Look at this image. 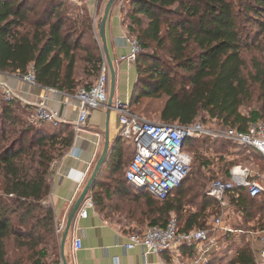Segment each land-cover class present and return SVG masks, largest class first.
I'll use <instances>...</instances> for the list:
<instances>
[{
	"label": "trees",
	"instance_id": "1",
	"mask_svg": "<svg viewBox=\"0 0 264 264\" xmlns=\"http://www.w3.org/2000/svg\"><path fill=\"white\" fill-rule=\"evenodd\" d=\"M39 2L0 0V71L23 76L33 70L39 85L70 94L91 87L100 73L103 53L88 9L84 4L74 6L70 0ZM71 7L77 12H70ZM121 14L128 33L144 48L136 59L138 80L131 102L144 89L149 97L166 96L160 112L162 122L190 124L205 113L223 128L245 130L264 121V0H124ZM248 22L255 33L246 34L244 24ZM152 43L155 51L148 50ZM247 50L251 56L244 55ZM156 61H175L187 75L177 80ZM255 100L261 107L243 113V104ZM48 125L30 122L14 100L0 102V264H7L4 240L13 236L22 246L40 247L36 264H44L42 254L51 242L61 252L55 212L46 200L53 164L66 154L76 134L65 123ZM193 140L187 142V151ZM244 148L260 155L264 165L261 153ZM113 162L110 155L88 195L99 212L111 200L131 221L162 227L174 213L183 232L206 229L207 218L221 213L219 201L207 194V188L200 210H184V183L191 173L168 198L158 200L135 188L131 191L125 173L124 181L107 176ZM231 169L225 170L222 179L231 178ZM111 182H117L116 186ZM263 196L264 191L251 197L243 188L228 194L229 209L246 218L248 230H264V217L251 225V210L257 206L261 211L258 202ZM205 197L214 201L212 211H207L211 202ZM126 203L128 208L123 207ZM251 242L241 240L230 251L234 255L228 264H257L259 250H254ZM181 252L190 261L195 255L192 246L184 245Z\"/></svg>",
	"mask_w": 264,
	"mask_h": 264
},
{
	"label": "built area",
	"instance_id": "2",
	"mask_svg": "<svg viewBox=\"0 0 264 264\" xmlns=\"http://www.w3.org/2000/svg\"><path fill=\"white\" fill-rule=\"evenodd\" d=\"M74 6H82L83 0H70ZM125 40L129 44L130 51L121 56V60L136 62L137 56L142 51L139 40L131 36L128 31ZM109 67L104 60L100 73L93 85L89 88L82 87L73 97L78 100V118L75 126L80 131L86 125L91 112L95 109L105 108L109 101ZM27 83L38 86L33 70L22 76ZM4 86V101L15 99L13 90L0 81ZM55 90V89H53ZM119 114L118 136L131 139L134 145L133 156L125 169L126 181L139 193L158 200H165L178 189L191 173L193 159L186 150V144L190 139L204 137H217L230 141L242 147H249L264 156V121L252 123L245 130L237 128H223L214 131L208 128L202 121L196 120L190 124L179 122H153L143 116L133 113L131 101L117 98L113 104ZM32 123H46L58 126L63 123L58 111L49 107L45 100H41L29 116ZM231 178L214 179L207 188V194L219 201L221 213L214 217L213 224L216 230H220L224 236L229 233L239 234L243 230L234 229L225 220V212L229 207L228 194L236 189H246L251 197H257L264 191V173L252 170L250 167L238 165L231 169ZM95 204L88 197L81 205L78 214L86 218L90 208ZM60 227L58 226V230ZM214 230L192 229L180 231L177 216L172 213L165 227L159 225L148 226L141 231L129 232L126 235V249L142 247L145 256L162 252H173L172 263L175 264H207L210 261L209 253L217 248L218 238L213 234ZM248 233H253L248 231ZM261 250L257 258V264H264V230L260 231ZM192 246L195 255L192 262L183 260L181 247ZM82 248L81 239H75V249Z\"/></svg>",
	"mask_w": 264,
	"mask_h": 264
},
{
	"label": "crops",
	"instance_id": "3",
	"mask_svg": "<svg viewBox=\"0 0 264 264\" xmlns=\"http://www.w3.org/2000/svg\"><path fill=\"white\" fill-rule=\"evenodd\" d=\"M108 1L83 0V3L93 19L94 34L101 46L103 61L105 60L109 67L110 98L112 74L99 31V24ZM123 2L124 0L115 2L106 25L107 45L115 69L113 103L111 106L108 104L105 108L93 110L86 125L80 131H77L75 126L78 118V100L73 97V94L42 85L34 86L24 81L20 74L0 71V81L13 90L15 93L14 101L25 117L29 118L35 106L41 100H45L50 108L59 112L63 123L70 125L75 131L76 135L73 144L66 154L53 164V171L50 177L51 191L46 200V204L51 206L55 212V218L60 227L57 231L60 242L68 217L102 154L107 131L109 132L110 147H112L111 159L114 161L110 163L111 170L106 173L107 176H115L111 174L113 164H116V162L121 163V167L126 169L130 162L126 153L128 150H132V156L134 153L133 143L127 141L125 146L118 136L119 114L113 107L117 98L131 101L133 90L138 80L137 63L120 59L121 56L127 55L130 51L129 44L125 40L127 30L121 14ZM3 89L4 86H0V102L4 101L2 96ZM47 127L50 128L52 125L49 124ZM138 225V223L132 221L131 226L127 230H121L115 223L105 218L96 207L89 209L86 218L80 217L77 213L65 243L67 264H175L172 263L173 252L151 253L145 256L143 248L140 246L133 249L124 247L127 240L126 235L129 232L141 231L146 228ZM77 238L82 241V248L79 250L75 249V239ZM229 244L228 242L223 244L219 248L220 252L222 247L227 249ZM228 250L230 252L232 249ZM260 250L257 252V258ZM213 251L215 250L209 253L210 256ZM226 253L228 252L219 256L218 259L214 258L217 255L211 256L209 264H228L229 259L225 257ZM187 256L183 255V260L191 263L192 261Z\"/></svg>",
	"mask_w": 264,
	"mask_h": 264
},
{
	"label": "rangeland",
	"instance_id": "4",
	"mask_svg": "<svg viewBox=\"0 0 264 264\" xmlns=\"http://www.w3.org/2000/svg\"><path fill=\"white\" fill-rule=\"evenodd\" d=\"M39 1L43 0H33V3H40ZM66 11L68 10V7L66 6ZM76 8L71 7L69 9L70 12L75 13ZM77 12V11H76ZM245 25L246 34L248 32L255 33L256 30L251 25L250 22H248ZM244 35V34H243ZM155 44L152 43L150 48H148L149 51H155ZM143 51L144 48L142 47ZM160 55H164L165 51L163 50H157ZM245 56H251L252 52L247 50L244 53ZM161 66V69H165L172 73L173 77L177 80H181V77H185L187 73L183 68H180L178 64L175 61H156ZM153 63V61H151ZM152 65V64H151ZM139 98H136L131 102V110L133 113H136L140 116H143L147 120L153 121V122H162L160 120V112L167 100L166 96H162L160 98L157 97H149L146 96V90H139ZM261 107V102L259 100H255V102H245L241 108L242 112L247 114L250 112L251 108ZM199 121H202L208 128L217 131L220 129H223L222 125L211 118H209L205 113H202L201 116L197 119ZM23 125H19L20 128ZM52 129V128H51ZM207 138V139H206ZM131 139L123 138L121 141H123L124 145L126 146L127 141H130ZM193 143L189 144L187 146V149L189 153L193 156V164H192V170L191 175L187 179V181L184 183V188L186 189V193L184 196H182V200L185 203L184 210L188 212H193L196 210H200L202 207V201H203V195L206 191V188L210 185L213 179L215 178H223L225 177V170L234 168L235 166L242 165L250 167L252 170L256 171H264V165H263V159L260 155L248 150L247 148H244L242 146H238L230 141H227L222 138L217 137H204L200 139H195L192 141ZM127 157L131 160L132 158V150H128L126 153ZM122 161V157L120 159ZM129 160V161H130ZM237 164V165H235ZM235 165V166H234ZM234 166V167H233ZM261 167V168H260ZM112 173L115 175L113 176L117 181H124V173H125V167H121V163H116ZM110 183V182H109ZM117 182H111L112 186L115 187ZM203 185V188H202ZM128 186V185H127ZM131 191H134V187L128 186ZM181 189V188H180ZM179 189V190H180ZM176 192L175 198H178V192ZM146 195L145 193H143ZM181 195V194H180ZM210 201V208L207 211H212V204L213 200L206 198L205 201ZM113 202H116L115 200H112ZM191 202V206H186V203ZM258 203H261L260 205L263 206L261 211L258 210L257 206H255L251 210L252 215V224L256 223L258 220V217H264V196L262 197V200H259ZM114 204L110 201H107L105 207L101 211L102 215L105 216L108 220H110L112 223H115L121 230H127L131 226V219L129 218L128 214L123 209H115ZM130 205L127 203L124 204L123 207L128 208ZM225 220L228 224H230L234 229H240L244 231L243 233H239V235H233L231 238H226L223 233H221L220 230H216L214 227L213 219L214 216H209L207 218L208 222L206 226H208L207 229L214 230L213 234L216 235L218 238L217 248L214 247L213 251V257L214 255H217L214 258H219V256H222L225 252L228 259L232 258L234 253L229 252L228 249H235L238 247L239 240H249L252 241L251 243L254 246V250L258 251L261 248L260 243V236L261 233H258L259 231L254 230H248L250 227L247 223L244 222L245 217H241V213L237 212L236 210H233L232 208L226 210L225 212ZM208 214V212H207ZM138 226L148 227L150 226L149 221H143V223H140ZM141 228V227H140ZM246 228V229H245ZM248 231H251L253 233H248ZM234 240H236L234 242ZM226 242L230 243L227 249H224L225 247H220L225 244ZM60 243V241H59ZM40 247L36 248V250H32L28 247L22 246L16 237H11L9 239L4 240V249L3 252L5 253V259L7 264H36V260L38 258V251ZM46 255V256H44ZM42 262L44 264H64L63 256L60 251H58L57 248H55V244L51 242V244L48 246V250L42 254Z\"/></svg>",
	"mask_w": 264,
	"mask_h": 264
},
{
	"label": "water",
	"instance_id": "5",
	"mask_svg": "<svg viewBox=\"0 0 264 264\" xmlns=\"http://www.w3.org/2000/svg\"><path fill=\"white\" fill-rule=\"evenodd\" d=\"M116 1L117 0H109L108 1L106 8H105V11H104L103 18L99 24L100 36L102 39L104 51H105L107 60L109 62L110 70H111V74H112L110 98L108 101L109 106H111L113 103V97H114V92H115V69H114L113 62H112V59L110 57L109 49H108V45H107L106 25H107V21H108V17H109L111 8L113 7V5L115 4ZM111 152H112V147H110L109 132L107 131L102 154L99 157V159H98V161L94 167V170L92 172L90 179L88 180L85 188L83 189L82 193L80 194L79 198L77 199V201H76V203H75V205H74V207H73V209H72V211L68 217L66 228H65V231L63 233L62 240H61V252H62L64 261H65V264H67V261L65 259V243H66V239H67V235L69 233V230L72 226V223H73L81 205L88 198L89 193L94 189L96 182H97V179H98L101 171L104 169V166L107 163V161L111 155Z\"/></svg>",
	"mask_w": 264,
	"mask_h": 264
}]
</instances>
